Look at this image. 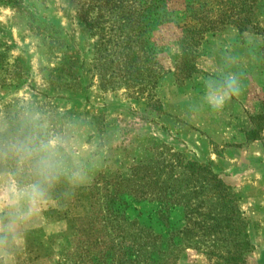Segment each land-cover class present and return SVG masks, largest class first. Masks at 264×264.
Returning a JSON list of instances; mask_svg holds the SVG:
<instances>
[{"label": "rangeland", "instance_id": "rangeland-1", "mask_svg": "<svg viewBox=\"0 0 264 264\" xmlns=\"http://www.w3.org/2000/svg\"><path fill=\"white\" fill-rule=\"evenodd\" d=\"M165 1L0 0V195L7 201L32 184L45 192L31 216L22 194L0 207V230L13 232L0 236V247L15 251L16 263L135 264L120 258L121 238L105 234L106 246L84 256L73 229L105 209L109 182L126 190L143 183L146 170L157 172V160L165 165L178 157L212 162L233 188L253 244L245 264H264V130L258 142L245 135L250 119L264 111V0H169L166 7ZM130 12L145 19L142 26L129 22ZM221 14L245 20L240 26L249 31L203 28ZM140 30L146 45L135 41ZM128 37L139 57L130 70L122 60ZM64 58L74 67L53 72ZM229 76L242 91L216 112L205 84ZM41 158L49 170L41 169ZM156 200L140 199L124 215L150 225ZM55 223L47 235L43 227ZM126 228L122 236L138 230ZM172 264L210 263L182 245Z\"/></svg>", "mask_w": 264, "mask_h": 264}, {"label": "trees", "instance_id": "trees-1", "mask_svg": "<svg viewBox=\"0 0 264 264\" xmlns=\"http://www.w3.org/2000/svg\"><path fill=\"white\" fill-rule=\"evenodd\" d=\"M15 1L10 0L11 5H14ZM168 2L169 0H166L163 5L168 6ZM129 15L131 16L129 22H134L138 26H142L145 21L133 12ZM239 21L240 18L237 22L231 15L221 14L213 21H206L207 27L203 28L206 31H214L218 29L217 25H230L235 26L240 33L249 31V28L240 26L245 20L240 23ZM186 32H191L189 27ZM143 33L141 30L138 31L137 40L135 39L141 46L148 43V38ZM52 40L57 41L58 38L52 36ZM127 43L128 47L125 48L122 60H124L123 69L130 70L137 67L139 57L137 58L135 52L131 53L129 37ZM67 60L64 58L61 67L55 68L53 72H64V68L71 64ZM148 61L149 58H145L143 64ZM145 65L142 66L146 67ZM139 69L136 68L137 72H140ZM67 73L68 76L71 74L69 71ZM111 75L117 76V73L112 72ZM57 77L59 76L52 77L54 82H58ZM69 83L71 82L66 81V84L62 85L71 87ZM250 120L253 121L254 126L245 132L246 140L259 141L264 130V111ZM175 162L179 165L178 169L172 168ZM165 165L163 159L157 160L155 167L157 172L151 173L146 170L144 182L126 190H122L117 182H109L111 185L107 193L109 201L105 204V209L102 212L93 211L95 215L89 216L92 224H85L82 227L79 225L74 228L75 230L73 229L79 233L77 238L82 239L81 251L84 256L88 257L98 247H105L106 240L103 237L110 235L121 238L120 258H128L135 264H172L175 250L182 245L203 254L210 264H245L247 255L253 251L248 233L249 221L239 210L235 191L224 182L220 173L214 171L211 167L212 162L204 165L195 160H180L175 157L172 162H167ZM164 167L168 169L165 170ZM138 171L139 169L131 177L137 176ZM87 195H90V192H87ZM152 197L157 199L154 223L140 224L136 218L129 221L124 215L125 210L138 200L152 199ZM94 208V204L89 201V209ZM173 216L176 219H173ZM67 223L70 226L71 222ZM134 224L138 228L136 234L122 236L123 231L125 234L126 230L128 231L127 225ZM153 224H156V228ZM129 239L131 243L128 242Z\"/></svg>", "mask_w": 264, "mask_h": 264}, {"label": "clouds", "instance_id": "clouds-1", "mask_svg": "<svg viewBox=\"0 0 264 264\" xmlns=\"http://www.w3.org/2000/svg\"><path fill=\"white\" fill-rule=\"evenodd\" d=\"M205 87L206 102L209 108L216 112L223 111L226 105L232 99L238 97L242 91L241 85L236 76H229L226 80L219 83L215 81L206 82ZM39 165L44 171H47L52 167L50 161L47 158H41ZM54 178L55 177L53 176L48 177L49 181ZM73 179L83 182L85 177L79 173H75ZM21 194L27 197L30 205L26 215L31 216L32 214L38 212L39 205L45 197V192L39 184H32L28 186V188L21 190V192L16 194L9 193L7 201L4 200L3 195H0V207L5 206V204L13 203L14 196H19ZM14 202L19 203V200L16 199Z\"/></svg>", "mask_w": 264, "mask_h": 264}, {"label": "crops", "instance_id": "crops-1", "mask_svg": "<svg viewBox=\"0 0 264 264\" xmlns=\"http://www.w3.org/2000/svg\"><path fill=\"white\" fill-rule=\"evenodd\" d=\"M254 142H258V141H254ZM56 225H58V223L44 226L43 227V231L47 235H51V234L55 233L54 231H56V230L54 228L56 227ZM0 236L1 237L9 236V238H12L13 237V232L10 231V230L7 231L5 228L2 227V230H0ZM16 256H17L16 252L15 251H9L7 246L3 245V246L0 247V264H7V263L11 264V261L13 262L12 264H18L15 261L16 259H18V257H16ZM6 260H11V261L6 262ZM29 264H31V263H29Z\"/></svg>", "mask_w": 264, "mask_h": 264}]
</instances>
